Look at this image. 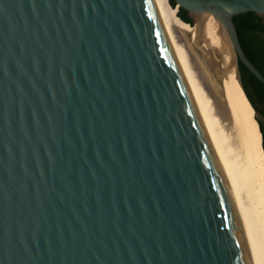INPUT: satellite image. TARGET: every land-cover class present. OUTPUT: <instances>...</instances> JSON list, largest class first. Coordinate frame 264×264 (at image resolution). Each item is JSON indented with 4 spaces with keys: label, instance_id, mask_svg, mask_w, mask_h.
<instances>
[{
    "label": "water",
    "instance_id": "water-1",
    "mask_svg": "<svg viewBox=\"0 0 264 264\" xmlns=\"http://www.w3.org/2000/svg\"><path fill=\"white\" fill-rule=\"evenodd\" d=\"M176 4L264 83L233 20L264 0ZM225 193L150 0H0V264H245Z\"/></svg>",
    "mask_w": 264,
    "mask_h": 264
},
{
    "label": "bare ground",
    "instance_id": "bare-ground-1",
    "mask_svg": "<svg viewBox=\"0 0 264 264\" xmlns=\"http://www.w3.org/2000/svg\"><path fill=\"white\" fill-rule=\"evenodd\" d=\"M150 2L165 33L170 50L197 108L217 159L221 163V169L223 167L233 191L238 209L227 183L235 210H233L226 193L224 196L242 258L245 264H248L246 255H249L251 264H264V221L260 217V213L258 215L256 210H254L255 208L250 207L251 204L249 205L246 200L245 192H242L241 183L237 179L238 177L236 178L238 174H235V170L230 164L231 159L228 158V142L225 143V139L222 138L221 129H219L220 126L218 127V120L216 119L215 106L218 105L217 101L220 99L221 93L228 104L236 110H239L240 107L243 114L249 119L251 140L255 144L256 153H258L256 158H259L256 162H260V165L255 162V164L259 165L256 167L254 166L255 164H252L254 159H251L252 162H249V165L252 167L251 172L253 171V175L257 178L258 183H260V187L261 185L264 187L262 135L256 119L255 109L238 81L234 49L228 33L221 21L209 11L197 15L196 21L198 20V25L191 27L188 25L189 23L186 22V24L184 23L185 21L183 22L182 19L181 21L177 17V8H172L168 0H150ZM219 81H221L222 91L219 88ZM258 167H261L263 170L258 169ZM263 187L262 189H264ZM261 211L263 210L261 209ZM235 213L238 216L240 229Z\"/></svg>",
    "mask_w": 264,
    "mask_h": 264
},
{
    "label": "rangeland",
    "instance_id": "rangeland-1",
    "mask_svg": "<svg viewBox=\"0 0 264 264\" xmlns=\"http://www.w3.org/2000/svg\"><path fill=\"white\" fill-rule=\"evenodd\" d=\"M194 23H196L194 26L196 27L198 25V20L197 21L195 20ZM219 88L222 91L223 88L221 85V81H219ZM220 96H221L220 99L217 101L218 105L215 106L216 113H217V115L216 113L215 115H216V119L218 120L217 121L218 127L220 126L219 129H221L220 131L222 134V138L225 139L224 140L225 143L228 142L227 143L228 145L227 144L225 145L229 147V149L227 148L228 150L227 154H228V158L231 159L230 164L232 168L235 170V174L239 175V176L238 175L237 176L235 175V176L236 178L238 177L237 179L241 183V187L243 188V189L241 188L242 192L243 191L245 192L243 193L249 205L251 204L250 207H253V209L255 208L254 210H256V213L257 214L260 213V217H262L264 221V200H263L264 199V195H263L264 189H262L263 187L262 185L260 187V183H258L257 178L253 175V171L251 172L252 167H250L251 165H249L252 162L251 159L252 160L254 159L252 164H255L257 159L259 160L258 157L256 158V155H258V153H256L257 151H256L255 144H253L251 140L252 136H251V126L249 123V119L246 117L245 114H243V111H241L240 107H239V110L237 109L238 110L237 111L230 104H228L227 100L225 99L222 93ZM235 112L237 113L235 114ZM222 124L224 126V129H223ZM231 161L233 162L231 163ZM257 164L260 165V162H258ZM257 164H255L254 166L256 167L259 166ZM259 168L261 169V167H258V169ZM222 170L224 172L223 167H222ZM224 176H225L226 182L228 183L230 187V184L228 182V178L225 172H224ZM230 190L235 200L231 187H230ZM235 203H236V200H235ZM236 206H237V203H236ZM237 209H238V206H237ZM261 209L263 211H261ZM238 213H239V210H238Z\"/></svg>",
    "mask_w": 264,
    "mask_h": 264
},
{
    "label": "trees",
    "instance_id": "trees-1",
    "mask_svg": "<svg viewBox=\"0 0 264 264\" xmlns=\"http://www.w3.org/2000/svg\"><path fill=\"white\" fill-rule=\"evenodd\" d=\"M168 3L172 8H177L176 15L180 20L182 19L183 22L185 21L184 23L189 22L188 25L191 27L195 26L196 23H194L189 10L183 6L176 7V0H168ZM233 20L235 22L241 44L247 56L264 75V16L255 11L249 10L233 15ZM240 66L245 80L251 83L255 91V94H252L247 88L245 82H243L248 98L255 108L258 109L257 101L261 100V97L264 96L263 82L258 77H256L242 61H240ZM260 125L261 130L260 126L259 130L261 135L263 134L262 148L264 152V126L262 125L261 121Z\"/></svg>",
    "mask_w": 264,
    "mask_h": 264
},
{
    "label": "flooded vegetation",
    "instance_id": "flooded-vegetation-1",
    "mask_svg": "<svg viewBox=\"0 0 264 264\" xmlns=\"http://www.w3.org/2000/svg\"><path fill=\"white\" fill-rule=\"evenodd\" d=\"M240 73H241L242 80H243V82H245V84H246L247 88L249 89V91L252 94H255L254 93L255 91H254L251 83L249 81L245 80L244 75L242 73L241 66H240ZM263 85H264V83H263ZM257 106H258V112H259V116H260V121H261L262 125L264 126V122H263V119H264V96L261 97V100L257 101Z\"/></svg>",
    "mask_w": 264,
    "mask_h": 264
}]
</instances>
